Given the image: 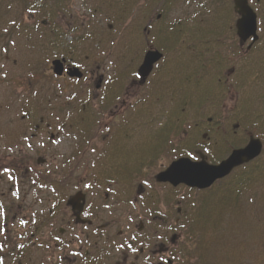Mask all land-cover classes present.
<instances>
[{"label":"rangeland","instance_id":"obj_1","mask_svg":"<svg viewBox=\"0 0 264 264\" xmlns=\"http://www.w3.org/2000/svg\"><path fill=\"white\" fill-rule=\"evenodd\" d=\"M20 1L0 0V156L19 157V160L24 161L28 157L33 159L31 161L35 169L44 172L45 175L53 174V177H57L52 185H55L60 196L69 192L74 193L79 187L92 188L91 184L98 189L97 192H102L104 188L98 187V183L104 181L107 175H117L124 182H131L133 178L129 179L130 176L123 173L122 168L129 167L128 163L106 150L108 126L111 124L114 130L116 128L109 108L111 106L115 112L118 108L109 102L103 105L106 101L105 96L107 97V83L105 85L104 81L101 89L96 88L98 78L93 76L95 66H102L100 73H105V70H112L111 68L123 59V78H132L136 65L138 68L143 60L148 48L147 42L159 50L165 46L166 42L159 39V27L170 28V24L178 23L179 28L173 30V33L181 31L180 34L182 33L190 42L192 48L187 51L180 47L175 53L169 48L165 62L172 61L175 54L178 57L170 74L174 78H169L168 81L172 79L173 85L180 84L182 78L179 76H184L185 58L189 62L192 74H204V62L207 70L205 76L196 80L197 83L194 82L193 75L187 78V85L194 96L207 88L205 92L209 97L202 106L203 109H199L203 113L195 108L184 112L186 115L184 114L182 121H187L186 128L189 129V133L197 122L200 126L203 124L206 126L203 127L204 131L221 124L226 126V118L220 121H215V118H224L228 113V107L233 105L234 93L237 92L239 96L243 92L242 88L246 87L248 88L246 93L238 100L241 103L247 101L254 89L251 85L253 71L258 74V78L263 71L259 69V65L264 64V0H252L259 18V33L262 32L263 36L250 47L246 45L242 49L230 27L229 17L234 11L232 0H169L168 5L163 7L160 0H69L67 9L56 20V25L64 29L63 41L67 46H71L68 55L65 54L62 45L58 48L47 45V36L55 26L53 22L52 27L39 26L46 11L29 13ZM30 11L33 12L32 9ZM158 13H161L160 20L157 18ZM68 27H71L69 31ZM133 30L141 33L145 31L146 40L144 41L139 32L135 34ZM167 31L169 35L172 33L168 28L165 33ZM216 39L217 42H214ZM179 43L183 45L180 41ZM63 54L67 59L80 64L81 69H86L88 78L79 83L77 81L69 83L68 80L51 75L48 71L51 61ZM165 62L161 65L166 64ZM252 65H256L255 68ZM231 67L236 69L233 76L224 75ZM39 71L44 75H38ZM228 78H250L247 81L251 83L244 81L246 85L244 87L240 85L237 89L234 86L229 87L232 79ZM163 79L166 78L158 80L161 86ZM217 79L223 80H220L222 85L216 82ZM247 83L251 86H247ZM262 84L260 82V85ZM173 87L175 91L178 90L176 85ZM75 91L82 93L80 96H73ZM114 91L117 89L114 88ZM127 92L133 93L136 89L131 88ZM135 98H128L127 93L124 96V99L131 103L129 106H132ZM193 101L196 102V99ZM254 102L256 111L264 109L262 99L258 102L255 98ZM147 103L148 101L139 96L137 108H143V111L140 110L139 119L138 117L135 120L131 119L125 124L123 122L126 116L123 118L120 144L126 146L124 155L133 156L144 146L145 138L148 137L147 134L149 135L147 124L156 127L164 121L172 122L171 116L164 114L162 109L156 110L157 116L151 110L148 120ZM167 105L162 103L158 108L163 106V109H166L164 107ZM168 107H172V102H169ZM250 115L248 114L249 118ZM210 117L214 118V122H208ZM41 118L43 124L37 129L34 128L35 124L40 123ZM173 118H176L175 114H172ZM141 122L144 128L140 126ZM230 122L232 129L236 121ZM254 126L255 129L244 132L245 127L242 125L241 129L238 128L241 130L239 136L248 139L252 133L264 140V123ZM220 131L214 129L212 132ZM52 133L57 137L50 138ZM174 138L179 139L180 134ZM217 140L218 137L211 138L204 143L212 148L215 146L214 141ZM151 145L150 142L146 147L149 148ZM39 157L46 158L47 162L37 166L36 160ZM169 158L160 153L156 165H146L148 171L143 169L139 174L148 173L147 176L152 177L161 165L170 163ZM263 161L264 153L259 161L249 165L247 169L264 165ZM15 172L14 168L8 171L3 169L2 172L0 170V203L8 204V207L13 209L28 204H34V209L40 208V200L39 202L35 200L40 196L39 189L37 185L32 186L30 174L20 180L19 193L11 192ZM239 173L240 170L235 171L232 178L220 183L221 188L237 178ZM16 176L21 178L20 174ZM65 177L72 182L71 185L67 184L62 188L57 180ZM82 177L84 182L79 186ZM249 187L250 193H246L245 189L243 190L245 194L235 188L236 193L232 195L234 202L223 204L227 200L225 196L221 198L214 207L219 209L209 217L211 223L208 226L202 223L192 226L194 238L190 244L195 243L196 239L193 248L196 256L191 264H264V177H256L255 183L253 181ZM237 193L241 195L235 198ZM118 213L124 218L125 210L122 206L117 209L116 215ZM198 214L203 216L204 211L199 210ZM197 256L199 260L196 259ZM12 259L13 254L7 257V263ZM14 264H17L16 260Z\"/></svg>","mask_w":264,"mask_h":264},{"label":"flooded vegetation","instance_id":"obj_2","mask_svg":"<svg viewBox=\"0 0 264 264\" xmlns=\"http://www.w3.org/2000/svg\"><path fill=\"white\" fill-rule=\"evenodd\" d=\"M126 93L129 94H118ZM109 112L112 118L116 116L111 106ZM176 152L168 148L169 161L176 158ZM167 165H161L152 177L148 173H133L148 177L147 184L140 182L135 186L126 182L121 202H117V196L112 202L108 191L97 192L96 188L88 189L94 194L84 191L85 202L79 204L80 212L66 203L68 197L63 203L56 188L51 187L38 188L40 196L35 199L40 200L38 209L33 208L34 204L16 209L2 204L1 212L21 225L20 235L26 239L22 246H17L20 238L15 237L11 264L15 260L17 264H177L178 230H181L178 225L184 220L177 213L187 214L188 210L177 207L181 196L177 197L178 187L155 179ZM120 206L125 210L124 218L116 215ZM1 229L4 226L0 233Z\"/></svg>","mask_w":264,"mask_h":264},{"label":"water","instance_id":"obj_3","mask_svg":"<svg viewBox=\"0 0 264 264\" xmlns=\"http://www.w3.org/2000/svg\"><path fill=\"white\" fill-rule=\"evenodd\" d=\"M235 10L240 15L237 20V34L241 42L247 41L251 36L256 39V14L249 5L248 0H234ZM162 54L150 50L146 53L139 73L146 78L153 69L154 64L160 60ZM54 72L63 74V64L56 60L53 62ZM70 76L82 77V73L76 68L69 72ZM262 150L260 140L252 138L250 143L242 149L234 150L233 153L218 165H210L203 159L193 162L189 158H182L173 162L170 167L158 177L162 181H170L174 184L186 183L190 186L206 188L211 186L217 179L228 175L238 165L248 162L257 157ZM204 158V157H203Z\"/></svg>","mask_w":264,"mask_h":264},{"label":"trees","instance_id":"obj_4","mask_svg":"<svg viewBox=\"0 0 264 264\" xmlns=\"http://www.w3.org/2000/svg\"><path fill=\"white\" fill-rule=\"evenodd\" d=\"M36 1L37 0H21L20 2L22 3V5L25 6V8H28L29 5H33L32 3L36 2ZM168 1L169 0H160L161 7H163L164 5H168L167 4ZM223 1H226V0H223ZM68 2H69V0H43L42 3H41L40 8L34 7V9H36L38 11H40V10L41 11H46L45 7L48 6L49 8L43 14V17L47 18L50 22H54V24L56 25V20L58 19V17L61 16V13L67 9ZM168 8H169V6H168ZM161 11H162V9H161ZM55 28L56 29H54V32L53 33H50V36L48 37V45L49 46H54V47L57 46V45H59V43L61 42V33H63L62 32L63 29H61V27H59V26L56 25ZM70 28H69V30H70ZM177 28H179V27H177ZM133 32L135 34L136 33L138 34V32H139V34L141 33L140 31H134V30H133ZM180 32L181 31L175 32L177 35L174 34V33H171L170 35L167 34L164 37L163 36L161 37V39H163L164 42H166V45H165L166 48L168 47V43L170 41H172L170 39V37H173V38L176 37V41L178 43H179V41L181 43H187V42L190 43L189 41H187V39L185 37L182 36V33L180 34ZM233 32H234V30H233ZM187 47H190V46L187 45ZM194 78H200V77L199 76H194ZM182 104H183V102L181 104L179 102L178 103V107L181 106ZM7 161H9V160H7ZM3 162H5L4 159H0V163H3ZM10 163L11 164H14L15 167L19 166V163L17 161H14V163H13V161H11ZM257 170L259 171V169H257ZM258 173H260V171ZM233 192L234 191L233 190H230V189H221V191L219 190L218 192H215L214 193V196H212L213 198H210V200L207 199V200H204V201L200 202V204H203L204 205V206L201 205V209L200 210H204V211H208L209 212V210L211 208L209 209L207 207V205H208L207 203L209 202V205H210L211 202L213 204H217V202H219L220 200H216V199H218V198L221 199L224 196H225V199L227 200V201H225L226 203L233 202V200H232L233 199V196H232L233 195ZM214 211L215 210L212 209L210 215L213 216Z\"/></svg>","mask_w":264,"mask_h":264},{"label":"snow or ice","instance_id":"obj_5","mask_svg":"<svg viewBox=\"0 0 264 264\" xmlns=\"http://www.w3.org/2000/svg\"><path fill=\"white\" fill-rule=\"evenodd\" d=\"M5 51H7L6 49H5ZM189 155H191V153H189ZM5 171H8L7 169H5Z\"/></svg>","mask_w":264,"mask_h":264}]
</instances>
